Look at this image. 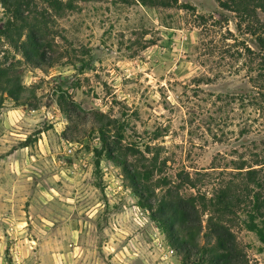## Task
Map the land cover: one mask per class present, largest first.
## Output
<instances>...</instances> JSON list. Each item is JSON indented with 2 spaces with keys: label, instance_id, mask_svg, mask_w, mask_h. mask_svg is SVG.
I'll return each instance as SVG.
<instances>
[{
  "label": "rangeland",
  "instance_id": "rangeland-1",
  "mask_svg": "<svg viewBox=\"0 0 264 264\" xmlns=\"http://www.w3.org/2000/svg\"><path fill=\"white\" fill-rule=\"evenodd\" d=\"M178 1L168 9L78 2L63 16L36 1L32 12L53 42V64L42 67L2 35L10 14L0 5V63L15 64L35 89L28 106L0 93V264H184L101 153L93 125L100 112L124 124L121 147H160L171 177L264 142V112L229 99L257 92L259 62L246 53L259 52L255 40L215 0ZM243 119L253 123L245 137ZM234 231L250 263L264 264L258 237Z\"/></svg>",
  "mask_w": 264,
  "mask_h": 264
},
{
  "label": "trees",
  "instance_id": "trees-1",
  "mask_svg": "<svg viewBox=\"0 0 264 264\" xmlns=\"http://www.w3.org/2000/svg\"><path fill=\"white\" fill-rule=\"evenodd\" d=\"M36 1L46 4L55 16H63L75 11L78 2L97 0H0V5L10 14L2 35L29 64L42 67L53 64V58L47 55L53 42L46 37L47 24L32 12ZM112 1L165 9L179 6L178 0ZM215 1L222 9L236 15L238 29L251 36L259 49L256 54L246 48L249 57L259 62L257 75L251 78L257 92L229 99L239 101L244 109L263 113L264 22L259 13H264V0ZM197 83L200 86L206 84V80L200 79ZM0 93L17 105L28 106L35 89L23 86L15 64L0 63ZM61 105L72 122L82 119L74 102L65 101ZM94 116V131L101 141V153H107L123 170L140 205L150 212L151 219L164 232L184 264H251L234 228L240 226L254 233L264 245V142L254 143L242 151L235 150L231 155H219L209 171L180 169L171 177L167 174L169 160L163 158L160 147L147 144L144 152L136 144L121 147L124 124L100 112H95ZM252 128L253 123L243 119L240 135L245 137ZM113 129L117 131L112 136Z\"/></svg>",
  "mask_w": 264,
  "mask_h": 264
},
{
  "label": "built area",
  "instance_id": "built-area-1",
  "mask_svg": "<svg viewBox=\"0 0 264 264\" xmlns=\"http://www.w3.org/2000/svg\"><path fill=\"white\" fill-rule=\"evenodd\" d=\"M68 153H69V154H72V153H73L72 148H70V149L68 150Z\"/></svg>",
  "mask_w": 264,
  "mask_h": 264
}]
</instances>
